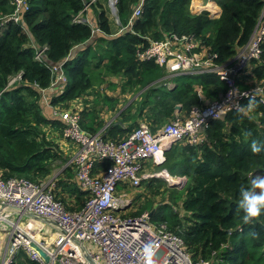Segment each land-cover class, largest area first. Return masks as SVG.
<instances>
[{
    "label": "trees",
    "instance_id": "1",
    "mask_svg": "<svg viewBox=\"0 0 264 264\" xmlns=\"http://www.w3.org/2000/svg\"><path fill=\"white\" fill-rule=\"evenodd\" d=\"M27 1L29 10L16 22L10 18L16 8L13 0H0V174L5 179L23 177L37 183L52 178L56 167L66 165L71 158L61 147L62 140L67 142L62 134L65 124L55 111L68 109L96 85L119 77V97L99 95L100 103L116 109L121 96L168 76L157 65L137 60V49L148 47V39L194 34L218 54V63H228L249 43L264 10V0H203L222 10L218 19H210L207 11L192 13L193 0H146L143 15L126 29L140 0H119V32L123 31L116 33L102 4L109 0ZM86 8L100 10L95 24L100 33H94ZM81 14L89 21L76 22ZM94 35L86 49L64 63L67 83L50 91L56 79L52 67ZM262 48V62L257 63L250 79L264 85V45ZM19 75L22 78L11 83ZM175 80L172 89L160 87V82L146 90L137 109L131 105L119 115L131 125L124 129L112 123L104 137L123 140L139 128L143 116L153 123L155 133L174 119L177 106L182 108L180 115L187 117L194 107L216 101L228 91L226 83L214 74ZM110 86L118 88L117 84ZM98 103L95 100V106ZM97 112L83 113L82 128L91 134L105 126L104 121H96ZM158 167L172 176L187 178L185 188H173L170 196L172 202L179 203L185 218L180 219L179 210L164 204L156 209L152 221L167 223L181 236L196 262L264 264V104L259 99L246 101L242 111L230 113L225 121H215L201 144H174L166 152L165 163ZM74 168L70 165L56 176L53 191L70 211H79L88 193L74 181ZM146 183L152 193H160L159 180ZM135 189L130 188L132 193ZM69 197H74L72 206ZM153 210L155 206L148 201L130 216ZM18 264L32 263L22 251Z\"/></svg>",
    "mask_w": 264,
    "mask_h": 264
},
{
    "label": "built area",
    "instance_id": "2",
    "mask_svg": "<svg viewBox=\"0 0 264 264\" xmlns=\"http://www.w3.org/2000/svg\"><path fill=\"white\" fill-rule=\"evenodd\" d=\"M118 1L110 0L115 17ZM145 2L139 1L126 29H131L134 20L143 15ZM13 3L16 8L10 18L20 22L22 13L29 10L28 1L13 0ZM209 4L218 6L203 3ZM204 11L210 19L219 17H212L207 9L199 12L194 9L192 13ZM75 21L89 20L81 14ZM92 26L95 34L101 32ZM148 40V47L137 49L136 58L140 63H153L165 70L168 77L214 74L226 83L227 93L209 104L194 107L187 117L176 113L174 119L155 133L141 125L116 142L106 139L104 132L91 134L82 128V114L89 107L83 99L71 102L64 111H55L65 124L63 138L75 147L64 168L75 165L79 186L88 193V199L81 210L69 211L54 194L56 177L37 183L23 177L5 179L0 174V224L10 228L6 233L0 229V264H18L22 251L32 264H91L88 258L95 264H209L196 262L184 239L170 230L167 223L153 224L148 212L128 216L135 199L128 193L119 194L118 188L123 184L135 189L144 181L158 177L169 186L177 184L181 188L186 177L172 176L167 170L148 173L144 163L163 165L166 151L178 142L201 144L215 121H225L230 113L242 111L246 101L259 99L264 104V85L250 79L257 63L262 62L264 10L249 43L228 63H218V54L194 34L172 33L159 41ZM46 50L47 47L43 48L37 58ZM63 65L52 67L56 79L50 91L57 84L67 83ZM20 78L21 75L17 76L11 83ZM244 81H250L247 88H243ZM24 216L29 220L23 221ZM32 222L38 226L30 231ZM46 226L57 231L52 242L39 239ZM32 244L41 247L50 260L46 261Z\"/></svg>",
    "mask_w": 264,
    "mask_h": 264
},
{
    "label": "crops",
    "instance_id": "3",
    "mask_svg": "<svg viewBox=\"0 0 264 264\" xmlns=\"http://www.w3.org/2000/svg\"><path fill=\"white\" fill-rule=\"evenodd\" d=\"M200 1H202L203 3H205L203 0H200ZM102 4H103V6H104V8L107 6V3L106 2H102ZM213 8H214V6H212ZM219 6H217V8H218ZM216 8V9H217ZM220 8V7H219ZM219 8L217 9V11H218V13H217V17L219 16H221V14H222V10H221V8H220V10H219ZM221 11V13H220V15H219V12ZM87 13H86V17L87 18H89L94 24H96V22H97V19H98V17H97V14L95 13V11L94 10H92V9H88L87 11H86ZM218 17V18H219ZM218 18H216V19H218ZM97 25V24H96ZM114 30V32L115 31H117L115 28H113ZM118 32V31H117ZM116 32V33H117ZM196 76H200V75H196ZM177 78H181V77H178V76H176ZM184 77H188V76H184ZM177 78H175V77H166V78H163V79H161V80H158L157 82H154V83H151V84H149L147 87H145L143 90H140V91H136L134 94H129V95H123V96H121V99H120V103H119V105H118V107L116 108V109H112V108H110V107H108L107 105H105L104 103H100V104H98L97 106H95V98H96V96H98L99 97V95L101 94L102 96L103 95H106V96H108L110 99H113V98H117V97H119L120 96V88H117V90H114L113 88H109L108 87V85H106V84H103L102 86V88H101V86H98V85H96L95 86V89H99L100 88V90H101V92H105V93H98V94H96L95 92H93V90L92 91H90V93H89V95H87V96H84L82 99H83V101H85V102H89V104H90V107H89V109L87 108L86 109V111L88 110V111H91L92 109H93V111L94 110H97L98 112H97V114H98V119L96 120V121H104L105 122V126H104V128L100 131V132H104L112 123H115V124H118V125H122L123 126V128L124 129H127L128 128V126L129 125H131V123H129V122H123V120L120 118V114L122 113V111H124V110H126L128 107H130L131 105H134V107L137 109V107H138V103H139V101H141L142 100V95H143V93L146 91V90H148V89H146V88H149V86L150 85H152L151 87H153L154 86V84H156V83H160V82H162L159 86L160 87H162L163 85L164 86H166L168 89H172V88H174L175 87V85H176V83H177V80H175V79H177ZM112 81H113V83H116L117 81H118V83L120 84V82L122 81V80H120V79H112ZM164 81V82H163ZM146 89V90H145ZM201 94V90H199V95ZM92 98V100H89V98ZM89 100V101H88ZM91 106H92V109H91ZM136 109H134V112L136 111ZM181 112V111H180ZM178 110H176V112H175V114L176 113H180ZM141 125H145V126H148L149 128H151L152 127V125H153V123L147 118V116H143V117H141V119L139 120V127L141 126ZM56 134L57 133H55V132H53V135L54 136H56ZM62 140V139H61ZM61 147H62V149L64 150V151H66V153H68V155L69 156H73L74 155V153H75V147H73V146H70L69 145V143H67V142H65V141H63L62 140V145H61ZM154 168H156V169H154ZM144 169H145V171L146 172H148V173H150L151 172V170H153V171H156L157 172V170H159V172L161 171L160 169H159V167L158 166H155V165H153L152 164V162L151 161H146L145 163H144ZM64 170V168L62 169V171ZM74 173H75V175H76V180H74L76 183H77V185L79 184L78 183V179H77V170H76V168H74ZM156 172H153V173H156ZM176 177H182V176H176ZM171 188V187H170ZM68 203L72 206L73 205V202H74V197H69L68 198ZM67 207V206H66ZM68 209V208H67ZM69 210V209H68ZM70 211V210H69ZM154 211V210H153ZM15 215H17V214H15ZM15 215H13V216H15ZM24 217H28V216H24ZM29 218V217H28ZM29 220V219H28ZM1 225V224H0ZM38 226V223H36V222H32V224H31V226H29V230L31 231L32 230V228L34 227V228H36ZM48 227H50V226H48ZM5 228V229H4ZM44 228H47V226L46 227H44ZM0 229L2 230V231H5V233L6 232H9L10 231V228H9V226H6V227H4V226H0ZM4 229V230H3ZM50 229H52L53 231H51V230H49L47 233L48 234H52L53 232H55V234L54 235H56L57 234V231L54 229V228H52V227H50ZM54 237V236H53ZM4 238V236H2V239ZM45 239V238H44Z\"/></svg>",
    "mask_w": 264,
    "mask_h": 264
},
{
    "label": "rangeland",
    "instance_id": "4",
    "mask_svg": "<svg viewBox=\"0 0 264 264\" xmlns=\"http://www.w3.org/2000/svg\"><path fill=\"white\" fill-rule=\"evenodd\" d=\"M194 1L195 0L192 1V5H191L192 12L194 11V7H193L194 6ZM197 1L202 2L200 0H197ZM110 5L111 4H110V0H109L108 3H107V6L105 7V10L107 11V14H108V16L110 18V21H111V24H112V28H115L119 32L120 24L116 20V17L112 15V11H111V6ZM202 5H203V2H202ZM96 12H97V15H98L100 13V10H96L95 13ZM117 31H115V32H117ZM175 78H177V77H175ZM114 79L122 80V78H119V77L118 78H114ZM245 80H248V78H245ZM104 84L108 85L109 88H111L110 84H117L118 88H119L121 86V84H122V81L119 84L118 81L116 83H113L112 79H108V80H106V82ZM247 84L250 85V81H244V84H242V85L248 87ZM98 86H101V88H102L104 85L103 86L102 85H98ZM93 92H95L96 94H98L99 92L100 93H105V92H101L100 88L99 89L98 88L97 89L94 88ZM95 100H97V101L99 100L98 104H100V97L96 96ZM89 107H90V104H89ZM89 107H88V109H89ZM91 109H92V106H91ZM84 112H86V111H84ZM83 118H84V116L82 114V120H83ZM81 125H82V122H81ZM59 165L60 166L56 167V169L54 170L52 177L58 176L60 174V172L62 171V169L64 168V166H65L63 164H59ZM154 169H156V168H154ZM151 172H156V171L151 170ZM160 172H159V170H157L156 173H160ZM155 179L159 180L160 184H161V186L159 188V192H160L159 194L152 193L151 190L149 188H147V183L146 182H149L151 179L149 181L144 182V185L138 191L135 189L133 191V193H132V190H130V188H124V187H126L125 185L122 184V185L119 186V188H118L119 189V194L128 193L133 198H135V200H134L135 204H134L133 208L128 211L127 215L130 216L132 213H134L136 210H138L143 204H145L146 202L150 201L155 206V210L157 208L163 206L164 204L172 205L173 208H175V210H179L180 211V219L185 218V213L179 207L180 206L179 203L175 204L174 202H172L170 200V198H171L170 196L174 192V191H172L173 188H170V186H168V183L163 178L158 177V178H155ZM177 190H180V189L178 188ZM138 196H141V197L138 198ZM14 219L17 221L18 216L15 215ZM28 219H29L28 217H24L23 221H28ZM152 223L155 224V225L161 224L159 222H154V221H152ZM0 226L1 227L2 226L6 227L5 224H1ZM32 229H34V227ZM49 230L53 231L52 229H50V227L47 226L46 230L43 231V233L39 236V239L45 238L46 241L52 242L53 239H54L53 236H54L55 232H53L52 234H48L47 232Z\"/></svg>",
    "mask_w": 264,
    "mask_h": 264
},
{
    "label": "water",
    "instance_id": "5",
    "mask_svg": "<svg viewBox=\"0 0 264 264\" xmlns=\"http://www.w3.org/2000/svg\"><path fill=\"white\" fill-rule=\"evenodd\" d=\"M86 3H87V1H85V4ZM114 12H115L117 20L120 22V19H119V16H118V10L116 8H115ZM94 27H97V26L94 24ZM95 38H96V36L94 35V37L88 43L84 44L83 46H79V47L75 48L71 52V54L68 56V58L66 60L62 61L61 63H65V62H67L69 60H72L74 57L77 56L79 51L81 52V49H86L89 46V44L93 41V39H95ZM151 86L152 85H150L149 88H151ZM149 88H146V89H149ZM181 109H182L181 106H177L176 107V110H178L179 112L181 111ZM167 151H169V149ZM187 182H188V180L186 179V182L183 183V186L181 188L177 184H172L170 187L171 188H177V189L179 188L180 190H183L185 188ZM155 212H156V210H154V211H152L150 213V218H152V216L155 214ZM52 224H54V223L52 222ZM32 246L45 258L46 261L50 260L49 257L47 256L46 252L41 247H39L37 244H32ZM88 259H89L91 264H95L94 261L91 258H88Z\"/></svg>",
    "mask_w": 264,
    "mask_h": 264
},
{
    "label": "bare ground",
    "instance_id": "6",
    "mask_svg": "<svg viewBox=\"0 0 264 264\" xmlns=\"http://www.w3.org/2000/svg\"><path fill=\"white\" fill-rule=\"evenodd\" d=\"M209 6V7H208ZM194 9L196 10V12H199V11H201V10H203V9H207V10H209L212 14H211V16L212 17H214V15H215V12H214V9H213V7H212V5L211 4H209V5H207V6H205V5H202V2H199V1H197V0H195L194 1ZM208 7V8H207ZM217 17V16H216Z\"/></svg>",
    "mask_w": 264,
    "mask_h": 264
}]
</instances>
